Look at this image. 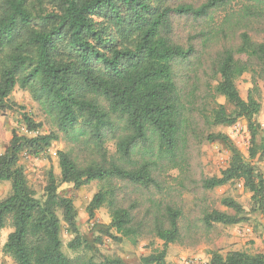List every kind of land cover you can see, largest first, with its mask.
Masks as SVG:
<instances>
[{"label":"trees","instance_id":"1","mask_svg":"<svg viewBox=\"0 0 264 264\" xmlns=\"http://www.w3.org/2000/svg\"><path fill=\"white\" fill-rule=\"evenodd\" d=\"M0 0V111L16 88L30 92L44 123L21 115L32 137L14 132L0 155V230L12 229L3 253L16 264H131L86 240L62 184L81 189L97 182L87 207L92 219L106 208L102 233L137 246L160 240L163 248L140 264H170L168 246L194 248L218 226L264 216V138L256 145L264 83V0ZM50 4L52 10L46 5ZM33 6V8H32ZM252 76L247 100L237 88ZM234 107L227 112L217 99ZM248 123L253 147L245 158L217 127ZM257 128V129H255ZM60 176L53 172L41 198L20 163L54 143ZM220 142L232 153L220 176L206 173L201 147ZM114 144L115 152L108 146ZM177 171L178 176L170 178ZM242 181L250 209L224 196L213 206L207 192ZM194 208L185 213L184 196ZM228 211H232L229 213ZM74 238L63 251L62 231ZM101 242V237L97 239ZM210 264H264V254L211 253Z\"/></svg>","mask_w":264,"mask_h":264},{"label":"rangeland","instance_id":"2","mask_svg":"<svg viewBox=\"0 0 264 264\" xmlns=\"http://www.w3.org/2000/svg\"><path fill=\"white\" fill-rule=\"evenodd\" d=\"M30 1L36 9L39 8L37 0ZM238 4L239 0L234 5L236 9L238 8ZM46 7L52 10L50 4H47ZM259 86L262 111L255 118L259 125L255 138L256 145H260L264 138V83H260ZM237 88L242 98L247 100L249 91L253 88L250 73L244 74L237 80ZM217 102L224 105L228 113H234V107L225 98L219 97ZM10 103V108L0 111V155L5 154L9 148L14 132L28 137L34 135L27 131L26 125L21 117L23 113L30 115L37 122L44 123V127L40 129V133L48 130L45 125L43 113L38 104L33 100L30 92L16 88L10 97ZM214 132L227 135L235 148L245 158H249L253 143L252 133L246 120L238 119L235 124L217 127ZM108 148L110 153L115 152L114 144H110ZM64 149L65 144L58 142L54 143L48 151L37 157L30 156L25 152L21 154L20 163L25 168L29 183L37 194V197L41 198L43 196L50 172H53L58 177L60 176L57 152ZM201 151V160L206 173L209 175L220 176L222 171L228 168L231 163L232 153L220 142H206L202 145ZM253 161L264 172V157H257ZM169 176L171 179H174L178 176V172L172 171ZM97 191V182H93L81 189H75L70 184H62L59 188V192L63 196H67L73 200L78 211L80 232L88 242L95 243L97 249L103 254L108 256L115 254L121 255L126 262L131 264H140L142 257L149 256L154 251L163 248V243L160 240H143L137 246H132L127 240L122 243H117L109 237L104 236L102 231L111 221L107 209H99L92 219L87 213L88 204ZM10 192L11 183L7 181L0 182V200L8 196ZM207 196L209 197L210 203L219 210H225L220 203L224 196L233 197L247 211L250 209L251 194L244 189L242 181H235L227 186L210 190L207 192ZM184 200L185 213L189 215L194 208L193 197L186 194ZM228 212L232 213V211ZM9 233L10 229L8 228L0 230V264H16L11 256L3 253ZM240 233V242L234 243V238L238 237L235 234L234 228L218 225L211 233L209 239L197 247L185 248L178 244H170L171 250L168 252L167 261L170 264H210L208 259H206V255H211L214 251L222 254L233 250L243 251L249 254H264V216H251L249 221L240 224ZM100 237L101 242H98L97 239ZM73 238L74 236L64 226L62 231L63 251L70 258H74L79 254L68 248V244ZM239 245L240 247H237Z\"/></svg>","mask_w":264,"mask_h":264},{"label":"crops","instance_id":"3","mask_svg":"<svg viewBox=\"0 0 264 264\" xmlns=\"http://www.w3.org/2000/svg\"><path fill=\"white\" fill-rule=\"evenodd\" d=\"M226 227H233L234 228L235 234H237L238 237L234 238L233 242L234 243H239L240 242V234H241L240 233V224L239 225H235V226H226ZM3 230H5V229H3ZM11 232H12V229H10V233ZM237 247H240V245L237 246ZM170 250H171V245H170V247H168V252ZM233 251H236V250H233ZM206 259H208V262L210 263L211 262V255H206Z\"/></svg>","mask_w":264,"mask_h":264}]
</instances>
